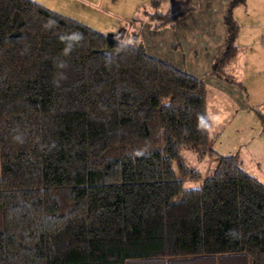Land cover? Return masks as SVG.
<instances>
[{
    "label": "trees",
    "instance_id": "1",
    "mask_svg": "<svg viewBox=\"0 0 264 264\" xmlns=\"http://www.w3.org/2000/svg\"><path fill=\"white\" fill-rule=\"evenodd\" d=\"M244 2L209 70L235 84ZM129 35L0 0V264H264V182L211 146L204 78ZM183 146L216 159L198 185Z\"/></svg>",
    "mask_w": 264,
    "mask_h": 264
},
{
    "label": "crops",
    "instance_id": "2",
    "mask_svg": "<svg viewBox=\"0 0 264 264\" xmlns=\"http://www.w3.org/2000/svg\"><path fill=\"white\" fill-rule=\"evenodd\" d=\"M160 1L158 0L156 4L157 9H159ZM190 1V4L179 8L189 5H194V8L179 16L173 25L155 26L156 20L149 19L145 12V10L153 9L150 0H40L42 4L81 21L85 20L76 13L85 7V11L92 15V20L98 27L100 24L104 27L109 26L107 20L109 13L120 12L121 17L118 18V22L120 26L124 24L125 27L122 28L120 35H115L113 32L108 33L126 39L130 38L131 32H135L137 38L143 42L151 54L202 76L206 83V98L211 99L212 104L225 103L227 100L238 102L241 110L246 112H249L247 109L249 105H263L264 0H245L244 3L233 7V16L239 24L235 38L238 52L228 63L227 70L241 82L240 84L229 82L209 72L214 55L223 42L225 34L223 14L227 0ZM60 3L64 4L59 8ZM259 112L264 113V111ZM254 114L260 120L258 111ZM250 122H252V127L251 124L247 125L242 122L241 126L243 127L244 123L248 131L244 140L248 142L250 136L252 139L255 131L264 137L261 132V120L259 128L255 119ZM245 146L249 148V151L257 147L264 148V139L257 137L254 146L250 147L249 142Z\"/></svg>",
    "mask_w": 264,
    "mask_h": 264
},
{
    "label": "rangeland",
    "instance_id": "3",
    "mask_svg": "<svg viewBox=\"0 0 264 264\" xmlns=\"http://www.w3.org/2000/svg\"><path fill=\"white\" fill-rule=\"evenodd\" d=\"M37 1L40 2V0ZM190 2V0H161L158 8L161 10H174L181 6L188 5L190 4ZM63 4L64 3H60L58 7L60 8V6ZM76 14L81 19L85 20L83 22L102 31L113 32L115 35H120V32L123 30L122 28L125 27L124 24L120 26L118 22V18L121 17L120 12L109 13V15L107 16L109 26L107 27H104L103 24H100L98 27V25L92 20V15L88 11H85V7L83 8V10L78 11ZM117 15L119 16L117 17ZM211 102V99H207V123L211 146L214 147L217 151L224 153L237 151L243 160V166L249 172H251L253 175L264 182V148L257 147L254 148V150L249 151V148H246L245 146L249 142L250 147H252L254 146V143H256L257 137H261V139H264V137H262L257 131H255L256 133H253L254 135L252 136V139L250 136L248 142L244 140V136L248 132L244 127V123L247 125L251 124L252 127V122H250V120L255 119V121L258 123L259 128L260 120L254 113H256L257 111H264V104L249 105L250 107L247 108L249 109V112H246L244 110H241L240 104L238 102H228V100L225 101V103L215 102L212 104ZM242 122H244L243 127L241 126ZM217 134L219 135L216 138ZM180 151L189 164H192L201 171L200 176L192 178L186 177L184 179V186H194L200 184L203 176L210 172L215 166L216 159L211 155H206L203 158H199L192 149L185 146L181 147ZM172 163L176 168L175 161H173Z\"/></svg>",
    "mask_w": 264,
    "mask_h": 264
}]
</instances>
